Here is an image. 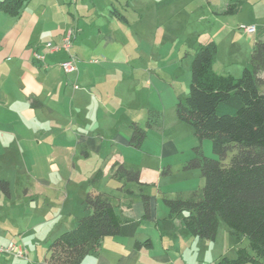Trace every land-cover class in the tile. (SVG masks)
I'll return each instance as SVG.
<instances>
[{
	"label": "crops",
	"instance_id": "1",
	"mask_svg": "<svg viewBox=\"0 0 264 264\" xmlns=\"http://www.w3.org/2000/svg\"><path fill=\"white\" fill-rule=\"evenodd\" d=\"M111 2L30 0L17 16L0 11V180L11 185L10 196L0 194V244L13 242L25 252L24 257L0 252V264H49V244L70 224L63 222L72 219L71 224H77L90 214L84 200L91 190L110 197L115 215L139 225L133 236L103 238L99 249L80 264H219L233 259L223 247L214 249L211 243L217 236L194 237L179 215L169 217L164 199L175 197L162 184L163 176L173 174L170 165L154 167L145 161L140 183L115 174L116 165L132 168L118 157L122 149L155 158L154 138L164 154L160 157L184 149L166 126L157 129L148 121L144 128L138 113L129 111L141 101L138 92L144 82L151 84L152 79L116 36ZM244 2L262 6L251 21L256 32L241 30L247 38L238 37L227 25L215 37L200 41L217 43V73L241 75L264 27V0ZM70 29L74 38L67 50L63 41ZM72 58L77 69L67 73L62 63ZM133 123L146 131L138 147L131 143ZM105 149L114 152L108 162L89 177H78L83 175L78 166ZM190 154L181 161L183 169L194 156ZM69 165L73 179L66 182ZM13 183L19 184L20 193L14 194ZM187 192L192 196L199 190ZM143 195L150 197L149 217ZM147 239L152 247H137V241Z\"/></svg>",
	"mask_w": 264,
	"mask_h": 264
},
{
	"label": "trees",
	"instance_id": "2",
	"mask_svg": "<svg viewBox=\"0 0 264 264\" xmlns=\"http://www.w3.org/2000/svg\"><path fill=\"white\" fill-rule=\"evenodd\" d=\"M30 0H0V11L17 16ZM227 15L239 13L242 2L226 0ZM241 77L220 74L214 69L217 44L200 43L192 63L189 95L176 107L180 121L191 125L195 137L210 139L219 159L207 157L200 146L184 166L199 169L204 178L201 193L190 198H165L169 217L186 213L183 222L189 232L205 240H215L219 218L238 237H246L248 247H239L237 257L219 264H264V27H261ZM146 131L132 124L131 143L140 146ZM230 161H226L229 153ZM115 174L128 182L140 183V170L115 166ZM11 195V185L0 180V194ZM145 217L150 215V197L143 195ZM90 214L62 232L49 245V264H80L96 252L107 236H133L139 222L126 223L113 213V203L104 193L91 190L84 200ZM137 247H152L147 239Z\"/></svg>",
	"mask_w": 264,
	"mask_h": 264
},
{
	"label": "rangeland",
	"instance_id": "3",
	"mask_svg": "<svg viewBox=\"0 0 264 264\" xmlns=\"http://www.w3.org/2000/svg\"><path fill=\"white\" fill-rule=\"evenodd\" d=\"M239 1L242 2L241 11L227 15L222 13L226 8V0H110L111 7H114L115 25L118 28L116 36L122 38L124 50L133 56L132 61L141 68H147L152 79L151 84L144 82L145 87L143 84L144 88L142 87L138 92L141 101L138 99L137 107L129 111L138 113L137 117L143 122L144 128L149 126L148 121L157 129L166 126L164 127L166 132L180 138L181 148L184 149L179 153L166 152L165 156L160 157V153L164 155L163 151L152 136L156 143L153 145L157 151L155 158L149 159L146 153L130 148L118 151V157L135 170L144 168L145 161L148 160H151L150 165L154 167L162 164V167L167 168L170 165L173 174L163 176L165 181L162 184L168 190L169 196L178 198L176 195L180 193L183 199H187L191 197L187 190L198 189L199 193L202 192L204 178L201 171L194 169L185 172L181 163L191 155V152L194 153V146H200L207 157L219 159L213 151L212 141L204 139L200 142L194 136L193 127L179 120L176 107L179 99H185L189 95L192 78L191 63L200 41L215 37L227 25L237 33L238 37L247 36L242 33L244 30L241 31L240 26L252 25L255 12L262 6L245 5L244 0ZM101 5L104 7L106 4L103 2ZM69 32L71 38L67 43ZM73 34V30L70 29L64 38L63 47L67 50L72 48ZM156 137L158 139L157 134ZM112 153L114 152L111 149H105L99 155L90 156L78 166L76 171H81L84 175L79 174L78 177H89L93 169H98L103 162L104 164L108 162ZM232 155V152L229 153L226 161H230ZM73 172L72 165H69L65 173L66 182L73 177ZM188 173L191 174V178H184ZM18 185L13 183L14 194L20 193ZM71 187L69 190H72ZM60 189L64 190V188ZM159 203L164 204L162 200ZM185 215L186 213L179 215L180 219L183 220ZM71 221L72 219L63 222V225L70 223L66 226L67 230L77 225L71 224ZM219 223L217 239L211 244L214 249L216 246L223 247L228 257L235 258L238 248L248 247L249 241L246 237L240 238L234 235L220 218Z\"/></svg>",
	"mask_w": 264,
	"mask_h": 264
},
{
	"label": "built area",
	"instance_id": "4",
	"mask_svg": "<svg viewBox=\"0 0 264 264\" xmlns=\"http://www.w3.org/2000/svg\"><path fill=\"white\" fill-rule=\"evenodd\" d=\"M240 27L242 30H244L245 32H248V33H254L257 30V27L255 25L243 24ZM70 38H71V32H69V34L67 36V43L70 41ZM66 46L68 47L67 44H66ZM37 57L42 58L43 56L37 55ZM62 67L65 70V72H67V73L75 71L77 69L75 59L72 58V59L64 61L62 63ZM0 252L15 253V255H17L19 257L25 256V252L13 242H10L9 244H0Z\"/></svg>",
	"mask_w": 264,
	"mask_h": 264
}]
</instances>
